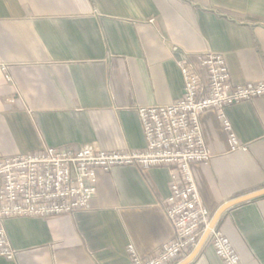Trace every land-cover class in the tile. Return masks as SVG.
I'll return each mask as SVG.
<instances>
[{
	"label": "crops",
	"instance_id": "1",
	"mask_svg": "<svg viewBox=\"0 0 264 264\" xmlns=\"http://www.w3.org/2000/svg\"><path fill=\"white\" fill-rule=\"evenodd\" d=\"M175 45L224 54L238 84L261 80L264 0H0V156L82 143L141 150L137 107L183 95ZM226 112L248 148L230 151L218 112L208 110L201 127L214 157L192 165L214 212L264 188V96ZM171 174L166 166L98 169L84 210L8 219L18 254L0 264H132L129 244L148 256L173 237L163 206ZM217 225L243 264H264V196L231 206ZM189 264L224 262L207 239Z\"/></svg>",
	"mask_w": 264,
	"mask_h": 264
},
{
	"label": "built area",
	"instance_id": "2",
	"mask_svg": "<svg viewBox=\"0 0 264 264\" xmlns=\"http://www.w3.org/2000/svg\"><path fill=\"white\" fill-rule=\"evenodd\" d=\"M172 55L183 75V95L169 105L137 107L146 144L141 150L106 151L82 143L0 156V257L12 260L18 254L8 237V219L82 211L97 194V170L127 165L166 166L172 172L171 193L163 206L173 237L144 257L129 244L132 264H175L197 246L214 213L202 200L192 172L193 164L214 157L204 140L201 115L216 110L230 151L246 150L248 145L239 141L226 108L264 96V77L253 83L234 82L224 54L212 50L191 53L175 45ZM208 241L224 264H243L218 225Z\"/></svg>",
	"mask_w": 264,
	"mask_h": 264
},
{
	"label": "water",
	"instance_id": "3",
	"mask_svg": "<svg viewBox=\"0 0 264 264\" xmlns=\"http://www.w3.org/2000/svg\"><path fill=\"white\" fill-rule=\"evenodd\" d=\"M260 196H264V188H260V190L252 191L249 193H246L245 195L230 199L231 201H228L221 206H219L216 211L213 214L212 220L209 224V226L205 229L204 233L202 234V237L200 238L199 242L197 243V246L194 248V250L184 259L179 261L176 264H189V262L192 261V259L197 255V253L202 249L203 244L206 242L208 239L211 229L216 226L217 221L221 217V214L230 209L231 206L240 204V203H245V201L253 200L256 198H260Z\"/></svg>",
	"mask_w": 264,
	"mask_h": 264
},
{
	"label": "trees",
	"instance_id": "4",
	"mask_svg": "<svg viewBox=\"0 0 264 264\" xmlns=\"http://www.w3.org/2000/svg\"><path fill=\"white\" fill-rule=\"evenodd\" d=\"M215 208H212V210H214Z\"/></svg>",
	"mask_w": 264,
	"mask_h": 264
}]
</instances>
